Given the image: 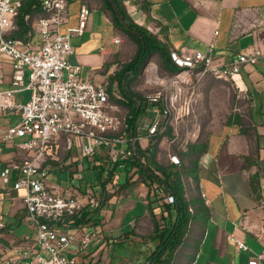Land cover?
Here are the masks:
<instances>
[{
	"label": "crops",
	"instance_id": "0c3cea01",
	"mask_svg": "<svg viewBox=\"0 0 264 264\" xmlns=\"http://www.w3.org/2000/svg\"><path fill=\"white\" fill-rule=\"evenodd\" d=\"M21 1L23 4L24 0ZM68 1L69 21L62 26V32L78 25L79 10L85 0ZM124 3L136 23L159 32L174 49L188 46L206 51L215 42L218 60L223 62H230L243 52L261 50L264 53V0H125ZM90 11L84 35L74 36L71 40L74 53L70 61L82 65L84 75L93 81H109L120 71L115 67V59L120 54L119 28L104 3ZM40 15L39 6L25 17L28 33L33 32L34 43L38 38L33 23ZM22 32L16 21V28L9 34L22 39L26 35ZM12 74V62L1 58L0 91L11 88ZM241 76L252 98L251 128L241 124L228 125L206 142L208 151L198 163V184L192 177L184 179L187 198L202 201L205 206L201 210L195 203L189 230L170 264H249L264 251V243L258 238L259 234L264 237V57L255 64H247ZM29 96L27 90L18 92L15 101L25 103ZM113 103L116 106L114 113L126 109L115 101ZM125 112L129 113V110ZM143 116L144 112L138 127L141 134L146 132L142 128ZM19 119V112L0 109L2 125H12ZM142 143L147 145L148 139L144 138ZM78 144L79 140L75 139L73 148L67 150L66 140L61 137L50 145L44 164L51 168L49 175L54 173L58 178L49 180L48 176L53 189L64 193L69 188L76 192L93 188L102 195L97 197L102 203L98 209H86L95 210L89 216L92 220L83 223L86 230L98 233V241L82 253L74 246L69 255L75 258V264H131L132 259L139 258L136 247L146 244L149 252L138 259V264H142L157 245L151 238L156 218L149 206L148 184L132 176L134 171L130 165L119 164L113 170V164L105 162L106 151L98 152L90 168H84L85 161L90 159L75 161L79 154ZM26 154L15 143L0 142V168ZM107 168L110 173H117L120 189L116 194H108L101 187ZM77 170H83L82 180L73 177V171ZM88 170L91 172L89 180ZM61 173L66 176V186L61 182ZM15 178L11 177L8 189H0V223L3 224L0 226V264L4 256L14 253L20 241L33 234V229L23 221L25 190L12 189ZM74 180L79 183L75 184ZM79 198L84 200V197ZM156 215L161 216L160 210H156ZM71 229L76 231L75 225ZM81 234L79 231L78 235ZM234 238L244 241L249 249L238 247ZM118 246L131 248L134 255L127 258L118 252ZM259 264H264V258Z\"/></svg>",
	"mask_w": 264,
	"mask_h": 264
},
{
	"label": "built area",
	"instance_id": "2783aa9c",
	"mask_svg": "<svg viewBox=\"0 0 264 264\" xmlns=\"http://www.w3.org/2000/svg\"><path fill=\"white\" fill-rule=\"evenodd\" d=\"M21 7V0H0V59L7 58L13 65L11 88L0 91V109L20 113L19 121L14 124L4 126L0 123V142L15 143L27 154L0 168V189H8L11 177H16L12 189L25 190L23 221L33 229V234L20 241L14 253L4 256L1 264H75V258L69 255L72 247L76 246V251L82 253L98 241V233L86 230L83 223L76 224V217L89 207L97 208L100 204L97 197L102 195L93 188L82 192L69 188L64 193L53 189L48 183L51 168L44 165L50 145L64 137L67 150H71L78 139L79 154L75 161L87 158L94 162L98 152L106 151V163L125 165L133 159L136 141L150 152L161 137H167L170 125L166 118L176 110L175 101L171 97L163 98L161 93L148 95L144 101L142 124L146 132L132 135L129 113L113 112L116 106L112 98L123 96L118 81H93L84 75L82 65L70 61L74 53L71 40L74 36L84 35L90 8L82 4L78 25L62 32V26L69 21V1L41 0L42 15L33 23L38 38L34 43L32 31L22 39L9 34L16 28L15 17ZM261 57L264 53L256 50L239 53L232 61L223 62L218 60L215 42L206 51L188 46L171 51L172 61L184 71L198 70L199 77L210 74L232 80L243 92L248 88L241 76L242 69L247 64L257 63ZM26 90L30 92L28 100L17 103L15 94ZM144 138L148 139L147 145L142 143ZM175 141L176 137H173L171 143ZM187 150L188 147L183 148L182 155L170 151V163L181 166ZM141 161L147 165L145 157ZM132 168V176L146 182L147 177L139 167ZM152 169L163 177L154 167ZM108 174L107 168L105 192L116 194L120 189L117 173ZM73 177L82 180L83 170L73 171ZM157 192L165 204L174 202L171 193H164L159 188ZM189 209L193 212L192 207ZM73 225L76 231L71 229ZM78 230L82 231L80 236ZM258 238L264 243L263 236L259 234ZM234 240L238 247L249 249L244 241ZM263 258L264 251L249 264H259Z\"/></svg>",
	"mask_w": 264,
	"mask_h": 264
},
{
	"label": "trees",
	"instance_id": "16d2710c",
	"mask_svg": "<svg viewBox=\"0 0 264 264\" xmlns=\"http://www.w3.org/2000/svg\"><path fill=\"white\" fill-rule=\"evenodd\" d=\"M117 5L119 13L123 20L128 24L126 27L117 13L115 12L110 0H103L104 7L112 12L113 22L122 32L133 39L138 47L134 57L130 62L123 65L122 69L114 76L110 77V81H118L121 88L122 98L113 97L112 100L123 108L129 110L130 133L136 135L139 127V120L144 112V99L131 88V84L135 78L139 76L144 65L147 63V58L152 53H158L161 58V66L170 73H179L183 70L177 66L171 58L172 47L168 43H164L162 39L150 33L145 25H139L129 15L125 0H113ZM41 0H24L22 7L19 9L15 17V21L20 25L22 33H28L29 25L25 21V17L33 11L38 10ZM162 31V29H161ZM229 124H239L230 122ZM171 127L167 134L170 133ZM135 153L132 160L127 161L126 165L138 166L142 174L146 175V183L150 188L149 206L151 212L155 216L154 232L152 239L158 241L157 249L148 257V264H170L177 248L183 243L184 238L189 230L190 221L194 216L195 203H198L197 208L203 209L204 203L202 201H191L186 196V189L184 183V175L192 177L194 182L198 184V163L201 156L208 151V143L196 141L189 144L188 150L185 152L187 164L177 166L175 164H162L156 160V147L150 152L142 149L138 141L135 142ZM142 157L146 158L147 165L141 161ZM248 159V158H247ZM119 165H113V170ZM154 167L163 177L158 175L153 169ZM104 169H102V172ZM110 173L109 175H111ZM108 179L101 183L102 189L105 191V186ZM255 180L253 179V187L256 189ZM164 193H171L174 196L172 204H165L162 202L163 197H160L157 189ZM101 201V200H100ZM101 202L97 208L101 206ZM195 206V207H194ZM193 208V212L190 211ZM156 210H160L161 216L156 217ZM95 210H85L81 216L76 217V224L87 223L92 220L89 217ZM165 222V223H164ZM162 224L164 226H162Z\"/></svg>",
	"mask_w": 264,
	"mask_h": 264
},
{
	"label": "rangeland",
	"instance_id": "374dc122",
	"mask_svg": "<svg viewBox=\"0 0 264 264\" xmlns=\"http://www.w3.org/2000/svg\"><path fill=\"white\" fill-rule=\"evenodd\" d=\"M102 3L103 0L84 1V4L90 9ZM107 12L112 17V12L109 9H107ZM145 26L150 33L161 39L162 36L160 37L159 32L157 33L156 30L150 29L147 25ZM119 34L120 54L115 59V63H117L115 67L122 69L123 65L130 62L134 57L138 45L120 29ZM162 41L167 43L163 37ZM197 72L198 70H181L179 73H170L161 66V58L158 53L154 52L149 55L146 65L131 84V88L144 101L152 93H161L163 98L168 97L170 99L171 97L175 101L176 110L166 118L168 125L171 127L170 133L167 134L166 138L161 137L155 146L156 160L159 163L170 164L168 159L170 151L182 155L184 153L183 148L196 141L207 142L211 136L231 125L230 122L237 120L243 127L251 128L252 98L249 92L241 91L232 80L215 78L210 74L199 77ZM175 81H178V84H174ZM177 94L178 97L176 98ZM126 110L127 108L122 109L121 112L124 113ZM173 137H176V141L171 143ZM183 157L187 162L186 155H183ZM85 162L84 168L89 169L91 161L86 160ZM61 174V182L66 186L68 184L66 183V176H63V173ZM86 176L89 180L91 177L89 170L86 171ZM184 178H186L185 175ZM52 179L58 180L54 173L49 175V180ZM73 182L75 184L79 183L75 180ZM164 225L162 224V226ZM152 236L153 233L151 238ZM156 242L158 244V241ZM156 249L157 245L151 253ZM118 252L124 254L127 258L134 255L131 248L128 249L124 246H118ZM148 252L149 247L146 244L136 247L138 259L144 258ZM138 259H132L131 264H138ZM147 261L148 258L142 264H148Z\"/></svg>",
	"mask_w": 264,
	"mask_h": 264
},
{
	"label": "water",
	"instance_id": "95a60500",
	"mask_svg": "<svg viewBox=\"0 0 264 264\" xmlns=\"http://www.w3.org/2000/svg\"><path fill=\"white\" fill-rule=\"evenodd\" d=\"M110 1H111L112 5H113V8H114L115 12L117 13V15L119 16V18L121 19L122 23H123L126 27H128L127 22H126L125 20H123V18L121 17V15H120V13H119V10H118L117 5L115 4V2H114L113 0H110ZM134 149H136L135 146H134Z\"/></svg>",
	"mask_w": 264,
	"mask_h": 264
},
{
	"label": "bare ground",
	"instance_id": "6f19581e",
	"mask_svg": "<svg viewBox=\"0 0 264 264\" xmlns=\"http://www.w3.org/2000/svg\"><path fill=\"white\" fill-rule=\"evenodd\" d=\"M238 82L243 87L241 79H238Z\"/></svg>",
	"mask_w": 264,
	"mask_h": 264
}]
</instances>
